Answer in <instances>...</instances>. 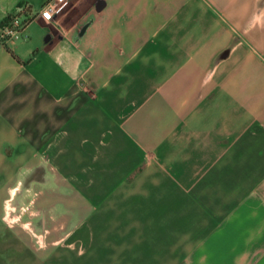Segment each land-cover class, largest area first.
Here are the masks:
<instances>
[{"label": "crops", "instance_id": "obj_1", "mask_svg": "<svg viewBox=\"0 0 264 264\" xmlns=\"http://www.w3.org/2000/svg\"><path fill=\"white\" fill-rule=\"evenodd\" d=\"M0 264H264V0H69L0 47Z\"/></svg>", "mask_w": 264, "mask_h": 264}, {"label": "built area", "instance_id": "obj_2", "mask_svg": "<svg viewBox=\"0 0 264 264\" xmlns=\"http://www.w3.org/2000/svg\"><path fill=\"white\" fill-rule=\"evenodd\" d=\"M67 2L68 0H49L40 6L34 14L30 15L25 13L28 9L27 6H22L19 12L10 14L8 19L0 22V47H5L8 42L20 38L24 29L34 17L37 16L49 20L54 19L55 15L62 10ZM8 202L12 204L10 201ZM13 207V209H8L7 206H5V218L10 222L16 220H10L8 218V211L13 215H17L19 219V212L16 211L20 208L14 204ZM21 210L24 212L26 208L22 207ZM28 228L30 229V225Z\"/></svg>", "mask_w": 264, "mask_h": 264}, {"label": "rangeland", "instance_id": "obj_3", "mask_svg": "<svg viewBox=\"0 0 264 264\" xmlns=\"http://www.w3.org/2000/svg\"><path fill=\"white\" fill-rule=\"evenodd\" d=\"M68 3H69V0H68V2L63 6V8L66 6V5H68ZM62 8V9H63ZM61 11V10H60ZM76 11H77V9L76 8H74L70 13H69V15H68V17H71V16H73L75 13H76ZM59 13V12H58ZM58 13L56 14V15H58ZM55 191V190H54ZM56 192H57V189H56ZM57 195V193H53L52 191H51V198L53 199V200H57L58 198V196H56ZM33 197H37V195L35 194V195H33ZM8 205V209H13L14 207H13V204H10V203H8L7 204ZM5 206H6V203L4 204V215H3V223H4V226L5 227H10V228H20V229H22V230H25V231H28V233H30L31 231H30V229L29 228H27L26 229V226H25V224L26 223H28V222H30V220L29 219H27V218H25L28 214V212L27 211H22L21 210V208L22 207H25V205L24 204H20V205H18L17 207L18 208H20L19 210H17L16 212H19L18 213V215H19V219L17 218V219H11L13 216H17V215H13L12 213H9L10 214V216H11V218H9L10 220H16V221H13V222H10V221H8L6 218H5ZM64 207V205H57L56 204V209H55V211H57V213H59V212H63V208ZM9 212V211H8ZM18 217V216H17Z\"/></svg>", "mask_w": 264, "mask_h": 264}, {"label": "water", "instance_id": "obj_4", "mask_svg": "<svg viewBox=\"0 0 264 264\" xmlns=\"http://www.w3.org/2000/svg\"><path fill=\"white\" fill-rule=\"evenodd\" d=\"M92 21H93V16H89L84 22H82L79 25L78 29L74 34V38H73L74 42L80 41V39L83 37L88 27L91 25Z\"/></svg>", "mask_w": 264, "mask_h": 264}, {"label": "bare ground", "instance_id": "obj_5", "mask_svg": "<svg viewBox=\"0 0 264 264\" xmlns=\"http://www.w3.org/2000/svg\"><path fill=\"white\" fill-rule=\"evenodd\" d=\"M8 218H11L10 214L8 213ZM17 216H13L11 219H17Z\"/></svg>", "mask_w": 264, "mask_h": 264}, {"label": "trees", "instance_id": "obj_6", "mask_svg": "<svg viewBox=\"0 0 264 264\" xmlns=\"http://www.w3.org/2000/svg\"><path fill=\"white\" fill-rule=\"evenodd\" d=\"M9 16H10V15H7V16H6V17H5L3 20H6V19H8V18H9Z\"/></svg>", "mask_w": 264, "mask_h": 264}]
</instances>
